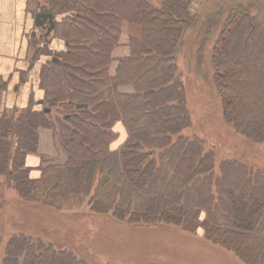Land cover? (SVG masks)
I'll return each mask as SVG.
<instances>
[{"label": "trees", "instance_id": "obj_1", "mask_svg": "<svg viewBox=\"0 0 264 264\" xmlns=\"http://www.w3.org/2000/svg\"><path fill=\"white\" fill-rule=\"evenodd\" d=\"M192 4V0H162L161 6L149 0H52L49 12L66 15L54 29V35L65 40L66 50L52 55L41 69L44 98L35 106H43L42 111L29 107L14 125L20 142V165H16L22 171L20 176L14 175L12 184L23 194L20 188L28 181L25 173L29 170L25 158L37 152L38 129H50L66 153L63 167L70 195H89L84 185L91 184L97 175H107L106 183L121 178L122 185L145 193L149 179L156 183L158 177L164 191L181 190L198 202L194 207L175 201L160 211L148 208L132 215L92 198L91 215L108 216L137 228H179L190 235L202 228L207 242L232 252L243 264H259L245 255L253 250L251 243L261 247L259 251L264 254V198L250 193L252 187L264 190V177L259 181V170H221L222 176L215 179L209 159L212 154L205 153L198 138L184 136L192 121L178 74L177 52L186 28L196 19ZM125 24L139 26L141 35L129 38L128 57L114 59L113 51L121 45ZM207 36L204 41L210 38ZM114 62L117 66L112 73ZM211 63L225 120L251 141L264 142V23L249 7L236 6L222 18ZM128 88L131 92L123 91ZM56 107L64 113L52 121L48 115ZM119 122L128 137L114 150ZM0 136L8 135L0 130ZM3 146L0 167L7 170L10 148L5 143ZM157 157L166 164L153 174ZM164 170L173 172V181L167 180L168 184H163ZM231 176L236 177L232 180ZM34 182L38 183L29 180L28 184ZM240 185L248 195L237 197L235 191ZM201 212L207 213L208 220H201ZM216 217V222L228 223L225 229L220 224L216 226L221 230L211 228L210 220ZM254 230L255 239L250 234ZM3 264L86 262L66 247L55 249L52 241L19 233L10 238Z\"/></svg>", "mask_w": 264, "mask_h": 264}, {"label": "rangeland", "instance_id": "obj_2", "mask_svg": "<svg viewBox=\"0 0 264 264\" xmlns=\"http://www.w3.org/2000/svg\"><path fill=\"white\" fill-rule=\"evenodd\" d=\"M51 1L31 0L32 12H44V10L49 12ZM43 6L45 8H42ZM191 10L196 15V19L186 28L182 44L177 52L178 74L185 86L187 109L192 121L191 127L184 132V136L198 138L204 146L205 153L212 154V158L209 159L215 179L222 176L221 170H259L261 172L260 181L261 177H264V142L251 141L225 120L214 81L211 50L223 17L220 13L206 16L203 10H197L195 5L191 6ZM56 17L60 22L66 15L59 14ZM259 20L264 23L263 19ZM51 33L53 34L47 39L53 37V41L54 39L60 41L64 44L65 51V40L56 37L54 30ZM207 35L210 38L204 41ZM47 39L32 42L31 50L35 59L43 57V60L49 61L52 55L64 52H58L55 47L53 48L51 41L47 42ZM41 90L44 98V91ZM125 90L131 92V88L123 91ZM33 106L35 105L31 107ZM42 108L43 106L36 107L39 112ZM0 112V130L6 132L12 141L8 143L6 140H0V153L2 148L3 151L5 150L4 143L9 145L11 161L7 170L6 168L2 170L0 167V264H3L10 238L19 233L52 241L55 249L66 247L74 251L86 264H147L149 262L157 264H243L232 252L207 242L202 228L197 230L196 235H190L179 228L168 226L137 228L131 227L126 222L117 223L116 220L107 218L108 216L91 215L90 199L92 198L100 200L112 210H125L124 212L132 215L147 212L148 208H152L153 212L160 211L161 208L165 209V206L175 201L181 203L180 205L194 207L198 205V202L195 198L188 199L186 192H181V190H176L177 193L164 191L165 187L157 183L160 182L158 177L155 179L156 183H152L154 178L149 179L148 182L151 184L146 187L149 190H145V193L133 190L127 184L122 185L125 183L121 178L115 177L110 183H106L107 175H97L91 184L88 182L84 185L85 190H90L89 195H70L67 190V174L63 167L66 153L60 145L59 137L56 133L54 135L50 129L46 130L53 133L54 145L58 154L55 158L40 156L41 176L40 179L35 180L38 183L28 184L29 180H33L30 176L32 170H28L25 173L28 181L25 182L23 188H20L23 193L20 194L17 192L19 188L15 189L12 184L15 180L14 175L22 171L17 170L18 162L20 165V157L17 154V148L20 145L18 129L13 125L7 129L3 117L4 112ZM49 112L46 110V113ZM63 113L56 107L48 116L50 120L55 121L57 117L62 118ZM115 131L119 138L113 143L112 148L117 150L126 142L128 135L121 122L115 127ZM1 159L2 153L0 161ZM164 164L166 163L157 157L152 173L154 174L158 168L163 169ZM164 172L162 173L165 177L163 184H168L167 180L172 179L173 172L169 173L168 170ZM235 177L229 178L234 180ZM154 186L157 187L155 191H153ZM252 188L250 193L259 194L264 198L263 189L255 191ZM184 189L186 191V186ZM248 192L241 185L235 191L237 197L245 193L246 196ZM161 194H164L163 197ZM23 198L33 199V201H24ZM119 215L122 214L119 213ZM200 218L202 221L208 220L207 213L201 212ZM216 220L217 217L210 220L211 228L221 230L227 227L228 223L223 220V222H216ZM217 224H220L221 229L216 226ZM241 233L249 232L241 231ZM250 234L251 237L256 234L255 230ZM249 247L253 250L248 256L245 255L246 259L254 258L259 264H264V254L259 251L261 247L253 243Z\"/></svg>", "mask_w": 264, "mask_h": 264}, {"label": "crops", "instance_id": "obj_3", "mask_svg": "<svg viewBox=\"0 0 264 264\" xmlns=\"http://www.w3.org/2000/svg\"><path fill=\"white\" fill-rule=\"evenodd\" d=\"M223 1L192 0V5H195L197 10H203L206 16L220 13L222 17H225L230 9L243 5L249 7L251 12L259 19L264 20V0H225L224 3ZM149 2L154 6H161L162 4V0H149ZM30 3L31 0H1L0 3V111L4 112L3 117L9 127L17 123L16 121L23 111L43 98L39 76L43 65L48 60H43V57L35 59L31 45L33 41L47 39L53 33L46 36L47 29L37 28L35 17L39 12H32ZM42 8H45V6ZM44 12L48 11L44 10ZM55 19L56 22H59V18L55 16ZM140 35L141 28L139 26L125 24L120 38L121 45L113 51V58L128 57L130 55V49L127 46L129 38L139 37ZM52 39L53 37L47 39V42L51 41L53 48L55 47L58 52L64 51V44ZM116 66L117 63L114 62L111 68L112 73L115 72ZM38 136L37 152L30 153L25 158L26 168L32 170L30 176L33 180L40 179L41 176L39 171L40 156L55 158L58 154L51 131L40 128L38 129ZM0 140L12 143L8 136L5 138L0 136Z\"/></svg>", "mask_w": 264, "mask_h": 264}, {"label": "water", "instance_id": "obj_4", "mask_svg": "<svg viewBox=\"0 0 264 264\" xmlns=\"http://www.w3.org/2000/svg\"><path fill=\"white\" fill-rule=\"evenodd\" d=\"M35 18L36 26L38 28L47 29L46 36H49L56 27L55 17L50 12H39ZM47 25H49V27H47Z\"/></svg>", "mask_w": 264, "mask_h": 264}, {"label": "built area", "instance_id": "obj_5", "mask_svg": "<svg viewBox=\"0 0 264 264\" xmlns=\"http://www.w3.org/2000/svg\"><path fill=\"white\" fill-rule=\"evenodd\" d=\"M1 3V0H0ZM0 33H1V8H0ZM0 44H1V36H0Z\"/></svg>", "mask_w": 264, "mask_h": 264}]
</instances>
